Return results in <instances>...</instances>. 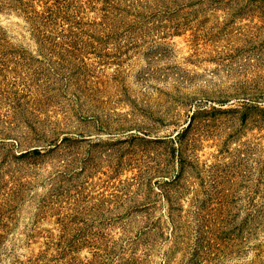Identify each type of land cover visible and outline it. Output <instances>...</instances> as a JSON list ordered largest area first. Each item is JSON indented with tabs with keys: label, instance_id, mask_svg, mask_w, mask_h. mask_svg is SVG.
I'll list each match as a JSON object with an SVG mask.
<instances>
[{
	"label": "rangeland",
	"instance_id": "374dc122",
	"mask_svg": "<svg viewBox=\"0 0 264 264\" xmlns=\"http://www.w3.org/2000/svg\"><path fill=\"white\" fill-rule=\"evenodd\" d=\"M0 264H264V0H0Z\"/></svg>",
	"mask_w": 264,
	"mask_h": 264
}]
</instances>
